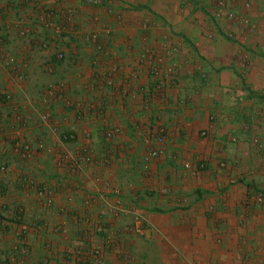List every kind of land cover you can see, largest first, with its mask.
<instances>
[{"label": "crops", "instance_id": "1", "mask_svg": "<svg viewBox=\"0 0 264 264\" xmlns=\"http://www.w3.org/2000/svg\"><path fill=\"white\" fill-rule=\"evenodd\" d=\"M97 1L0 0V264H264V0Z\"/></svg>", "mask_w": 264, "mask_h": 264}, {"label": "built area", "instance_id": "2", "mask_svg": "<svg viewBox=\"0 0 264 264\" xmlns=\"http://www.w3.org/2000/svg\"><path fill=\"white\" fill-rule=\"evenodd\" d=\"M86 1L89 2V3H97L98 2L97 0H86ZM93 37H95V36L93 35ZM59 56L61 57L62 54H59ZM0 94H4V96H6V97L10 96L8 93H5V92H1ZM117 131H118L117 129H113V130H111V131H109L107 133V136H110V135H112V133H115ZM160 153H161L160 150H158L156 148L148 147L146 156L144 158L145 162L148 163L152 158L159 156ZM260 199H262V197ZM27 253H28V248H21L20 251H19L20 257H18V258L15 257V260H17L20 263H22L23 259H24V256H26ZM41 264H47V261L42 262Z\"/></svg>", "mask_w": 264, "mask_h": 264}]
</instances>
